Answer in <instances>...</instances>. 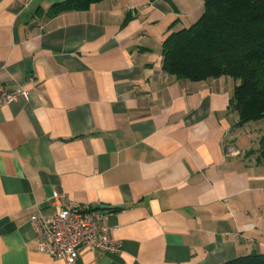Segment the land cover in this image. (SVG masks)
Listing matches in <instances>:
<instances>
[{"label":"crops","instance_id":"0c3cea01","mask_svg":"<svg viewBox=\"0 0 264 264\" xmlns=\"http://www.w3.org/2000/svg\"><path fill=\"white\" fill-rule=\"evenodd\" d=\"M0 0V264H67L29 218L52 193L89 203L121 243L74 264H223L264 254V160L231 108L228 75L178 79L162 42L202 0ZM231 148L238 154H231Z\"/></svg>","mask_w":264,"mask_h":264},{"label":"trees","instance_id":"16d2710c","mask_svg":"<svg viewBox=\"0 0 264 264\" xmlns=\"http://www.w3.org/2000/svg\"><path fill=\"white\" fill-rule=\"evenodd\" d=\"M102 0H67L51 14L85 10ZM203 10L190 26L162 42V69L190 81L232 77L230 100L238 125L264 119V0H202ZM264 160V134L259 139ZM223 264H264V254H249Z\"/></svg>","mask_w":264,"mask_h":264},{"label":"built area","instance_id":"2783aa9c","mask_svg":"<svg viewBox=\"0 0 264 264\" xmlns=\"http://www.w3.org/2000/svg\"><path fill=\"white\" fill-rule=\"evenodd\" d=\"M18 98L27 100L29 92L23 85L14 90L6 89L0 82V106ZM231 154L238 151L231 148ZM55 210L43 215L36 210L30 215L29 224L34 232L37 250L50 258L74 264L81 249L118 253L121 243L111 237V228L103 225L106 216L89 203H78L60 191L51 196Z\"/></svg>","mask_w":264,"mask_h":264},{"label":"rangeland","instance_id":"374dc122","mask_svg":"<svg viewBox=\"0 0 264 264\" xmlns=\"http://www.w3.org/2000/svg\"><path fill=\"white\" fill-rule=\"evenodd\" d=\"M247 129L251 132V138L259 139V137L264 134V119H258L254 121L247 122Z\"/></svg>","mask_w":264,"mask_h":264}]
</instances>
